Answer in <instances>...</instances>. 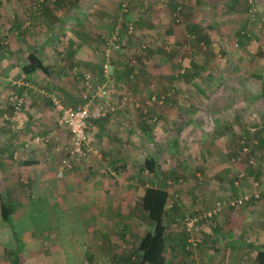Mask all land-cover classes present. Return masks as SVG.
Segmentation results:
<instances>
[{
  "label": "rangeland",
  "instance_id": "obj_1",
  "mask_svg": "<svg viewBox=\"0 0 264 264\" xmlns=\"http://www.w3.org/2000/svg\"><path fill=\"white\" fill-rule=\"evenodd\" d=\"M129 24L131 33L127 32ZM117 25L120 47L110 49L107 79L102 72L106 47L100 35L114 31ZM22 35L32 40L55 36L50 53L40 59L50 62L52 74H61L57 77L65 86L71 85L65 94L51 95L63 107L82 104L80 74L84 71L91 73L95 84L105 83L111 101L127 97V106L115 111L111 125L117 134L114 144H125L128 150L106 155L125 154L130 172L127 175L128 169L124 173L121 169L119 173L122 179L134 174V184L129 188L138 198L148 187H162L168 192L164 246L166 233L186 231V222L196 218L187 231V253L178 251L174 257L187 264H243L253 257L244 245L229 249V240L218 224L225 210L237 224L240 216L249 218L243 220L249 223L264 219V0H0L1 117L25 111L30 97L19 88L28 51H14L15 55L8 51L9 42ZM73 36H80L81 42L73 41ZM69 40L79 45L76 57L66 53ZM55 77L50 80L55 81ZM43 113L54 130L65 131L56 124L54 105ZM90 128L87 132L95 143ZM248 132V139L257 143L243 155L240 143ZM62 135L59 139L37 132L30 140L52 147L58 160L66 156L70 146L67 131L65 141ZM147 152L159 175L145 166L150 158H144ZM254 192L259 193V202L251 199L242 206L229 205L239 196ZM9 195L0 179V199L7 201ZM32 202L30 209L19 212L15 208L5 223L11 227L0 233V264L13 263V257L23 250L27 232L43 243L48 238L54 241V237L66 249L69 237L85 227L79 221L76 228L72 224L79 217L77 213L62 212L42 198ZM139 207L141 202L134 206L135 212L141 210ZM215 208L219 209L212 213ZM169 211L173 220L166 219ZM208 212L212 213L210 218L204 217ZM133 216L137 217L138 229H154L148 217ZM127 231L129 227L118 233L122 241L117 252L121 254L131 252ZM134 239L141 243V239ZM7 242L12 247L5 248ZM79 246L71 249L73 258L77 256L76 264H112L110 254H105L111 250L97 249L95 261L86 258V252L93 249L88 241ZM24 251L21 264L27 261Z\"/></svg>",
  "mask_w": 264,
  "mask_h": 264
},
{
  "label": "crops",
  "instance_id": "obj_2",
  "mask_svg": "<svg viewBox=\"0 0 264 264\" xmlns=\"http://www.w3.org/2000/svg\"><path fill=\"white\" fill-rule=\"evenodd\" d=\"M82 12L87 13L85 9H82ZM52 37L56 39L52 35L34 38L37 41H44L43 43L41 42L42 46H40L41 43H36L31 36L22 35L13 38L9 42V50H7L14 53V51L22 52L23 49H27L28 54L35 52L39 58H44L48 56L47 53H50L52 49ZM72 39L73 41L81 42L80 36H73ZM78 46L75 42L70 41L66 53L76 57L79 53ZM148 51L149 53L152 52L150 49ZM43 63L50 66L48 73L37 70L30 76L22 74L23 80L19 82V88L23 90V95L29 94L30 96L29 100L25 102V111H21L16 115L8 116L3 114V117L0 116V179L6 188V192L11 193L5 202H13L15 204L13 215L16 211H24L25 208L30 209L33 200L39 201L42 198L49 201L54 208L62 209V212L72 211L77 213L79 217L75 218L72 224L76 228V221H79L85 227L81 229V232L77 231L74 237H69L67 240L69 243L65 246L66 249L54 237V241L48 238L43 243L41 238L30 236L28 235L29 232H27L25 236L22 235L24 237L22 252L14 257H17L18 263L21 264L20 255H24V250H26L25 261H27L23 262L24 264H76L74 259L77 256L75 255V258H73L71 249L81 248L79 245L86 240L90 244L88 247L93 248L90 252H86V258L89 260H94L95 258V261H98L97 257L99 256L96 257L97 249L103 248L104 250H111V252L106 251L105 254L107 256L110 254L112 264H124L123 262L128 261V259L133 260V262L138 260L139 262L140 242H135L134 237L139 240L142 239L147 232H145V229L150 231V228H148L149 226L146 228L142 226L141 229H138L136 227L138 226L137 217L133 215L142 218L148 217V215L143 210L142 205L139 207L141 210L137 209L138 212H135L136 208L134 206L141 202L142 194H139L138 198L134 190L129 188L130 184H134V180H132L134 174H129L128 177L122 179L119 173L121 169L123 173L128 169L127 175L130 172V164L127 163L125 154L118 157H108L106 155L125 151L126 148V151L128 150V146L125 144L122 146L114 144L113 138L117 137L111 125V116L114 113H108L106 116L88 121L87 131L91 127L92 139L95 141V143L90 141L91 153L82 162H73L72 169L64 170L62 177L57 176V172L60 170V158L57 160L58 155L54 154L52 147L45 144L35 145V142L30 140V137L37 134V132H40L41 135L49 133L59 139L61 138V133H63V141H65L66 137L65 131L69 134L67 129L58 132L54 130L53 124L48 122V116L43 112L53 107L51 98L53 93L65 94V92L70 90L69 87L71 85L67 87L58 79L57 76H61V74H52L51 70L54 67L50 65L48 60ZM53 76H56L55 81L50 80ZM149 133L151 134L152 131ZM147 156L151 158V153L147 152L144 158H147ZM116 165L120 167L115 168ZM20 187L23 188L21 196L18 194ZM172 214L171 211L167 212L166 219L173 220L174 216ZM228 215L225 210L223 212V220L221 224H218L222 225L224 234L229 240L227 243L228 248H239L244 245L246 251L250 250L254 254L253 257H248L247 261L241 263L261 264L257 259V252H264V219L258 220L254 217L256 222L249 223L243 222V220H248L249 218L245 219L240 216L239 224H237L235 219L230 218ZM8 225L0 223V233L9 230L11 227L10 223ZM128 227L129 231L126 232L125 237H130V242L128 241L127 243L131 252L128 251L121 254V252H117V248L122 241L118 233L124 232ZM260 229L263 230L261 231ZM50 233L52 232L50 231ZM179 233V230H176L165 234L166 241L165 249L162 253L164 258L162 264H187V262H183L184 259L180 260L173 255H176L178 251L184 250V243L182 241L177 242ZM233 233H235L237 239L235 235H232ZM93 239H96L95 243L91 244L90 242ZM3 246L5 248L12 247L9 242ZM124 258L126 259L123 260Z\"/></svg>",
  "mask_w": 264,
  "mask_h": 264
},
{
  "label": "built area",
  "instance_id": "obj_3",
  "mask_svg": "<svg viewBox=\"0 0 264 264\" xmlns=\"http://www.w3.org/2000/svg\"><path fill=\"white\" fill-rule=\"evenodd\" d=\"M120 26H115V30L111 31L110 33H102L100 35L101 41L104 44L105 48V55L107 57L106 62L103 63L102 66V72L103 75L108 79L107 73V66H108V58L110 57V49L116 50L120 47L119 44V29ZM127 32H132V25L129 24L127 27ZM81 79L83 83V91H82V105L77 108H71V107H63L58 100L53 99V105L54 109L57 111V116L55 118L56 124L60 127H64L68 130L70 135V146L68 147V151L66 156L62 157L59 160V166L60 170L57 172V176L62 177L64 170H71L73 167V160H79L82 158L87 157L91 153V147H90V137L87 132V123L91 119H97L101 118L108 113H115V111L118 110H124V108L127 106L128 99L127 97H122L117 101H111L110 99V93L105 86L103 85H97L93 82L91 78V74L84 71L81 73ZM15 109L17 107L15 106ZM254 128H252L253 130ZM257 143L256 140H253L252 138L243 139L241 141V153L248 154L250 153V146H253ZM60 148H56V151H60ZM253 158L251 157L249 162L252 163ZM243 174H239V180H241V177ZM254 183V182H253ZM254 185H257V182L254 183ZM257 200L259 199V193L254 192L253 194H243L242 196H239L237 199L232 200L229 202V205L231 206H242L249 200ZM215 208L212 213H216ZM211 212L207 213V216L209 217L212 215ZM196 221V218H190L189 222H186L187 228L186 232L190 230V227L194 224ZM188 234V232H187ZM189 235V234H188ZM188 243L190 241V238L187 239ZM190 244V243H189ZM194 244L193 242L191 245Z\"/></svg>",
  "mask_w": 264,
  "mask_h": 264
},
{
  "label": "trees",
  "instance_id": "obj_4",
  "mask_svg": "<svg viewBox=\"0 0 264 264\" xmlns=\"http://www.w3.org/2000/svg\"><path fill=\"white\" fill-rule=\"evenodd\" d=\"M103 66V65H102ZM50 66L45 65L43 61L35 54V52H31L27 56V62L22 66V72L26 76H30L33 73H35L37 70H41L45 73L49 72ZM261 95L264 97V81L261 85ZM250 132L246 134L248 137ZM247 137H244L243 139H246ZM242 139V140H243ZM241 140V141H242ZM241 145V143H240ZM153 160L146 159L145 160V166L149 171H152L154 173L157 172L159 175V172L157 169L152 167ZM149 167V168H148ZM156 172H155V171ZM168 198V192L163 189L162 187H148L141 198V205L143 210L147 213L148 218L150 221L154 224V229L152 231L147 232L144 237L141 239L140 243V260H133L131 261L128 259V261H124V264H162L164 261L163 258V250H164V224H163V217L165 214L164 206L167 202ZM1 200V199H0ZM13 203V202H12ZM14 211V206L10 202H5L3 200L0 201V223H6L9 221L12 213ZM182 218V216H181ZM166 236V235H165ZM188 234L185 230H182L179 233V237L177 239V242L184 243V250L186 246L188 245L187 239ZM186 251V250H185ZM130 257V256H129ZM124 258L123 260H125ZM257 259L259 263H264V252L258 251L257 252ZM12 264H19L17 257H14Z\"/></svg>",
  "mask_w": 264,
  "mask_h": 264
}]
</instances>
